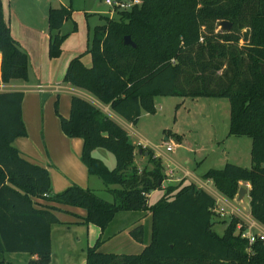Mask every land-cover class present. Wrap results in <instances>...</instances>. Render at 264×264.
Wrapping results in <instances>:
<instances>
[{
    "label": "trees",
    "instance_id": "1",
    "mask_svg": "<svg viewBox=\"0 0 264 264\" xmlns=\"http://www.w3.org/2000/svg\"><path fill=\"white\" fill-rule=\"evenodd\" d=\"M70 15L69 2L46 12L49 58L60 54L62 41L75 30L71 21L69 32L60 33ZM101 18L86 36L90 65L82 64L80 54L72 57L62 81L108 104L131 124L141 113H154L156 96L226 98L227 136L249 138L250 164L225 162L201 177L229 199L239 181L247 182L249 215L264 226V0H141L116 19ZM221 20L229 23L228 30L217 28ZM124 35L134 46L123 43ZM28 70V55L11 37L0 3V82L26 81ZM22 96L21 91L0 92V253L35 255L28 264L49 262L50 226L60 222L55 206L35 201L42 199L84 209L81 223L100 231L116 212H149V240L138 253L101 252L98 236L85 247V264H264V238L254 235L248 241L241 234L246 226L234 216L218 235L212 229L211 195L193 183L161 187L162 165L149 149L150 166L138 170L125 130L76 95L69 97L66 117L56 111V101L53 112L66 137L81 139L80 161L112 200L75 184L52 192L47 170L21 157L12 143L26 135ZM95 148L112 154V168L92 155ZM112 184L117 186L107 187ZM156 189H162L161 195L147 203ZM128 235L143 243V226L134 225Z\"/></svg>",
    "mask_w": 264,
    "mask_h": 264
},
{
    "label": "crops",
    "instance_id": "2",
    "mask_svg": "<svg viewBox=\"0 0 264 264\" xmlns=\"http://www.w3.org/2000/svg\"><path fill=\"white\" fill-rule=\"evenodd\" d=\"M69 1L71 2V0ZM38 2L39 0H0L2 18L9 28L11 37L28 55L29 63L28 78L26 81L13 79L7 82H0V92L21 91L23 94L21 101V120L24 125L26 135L16 137L12 143L18 150L21 157L32 163L38 164L47 170L52 192H58L70 184H75L82 188H88L92 191L101 187H103L105 190V186L101 180L95 175L88 174L84 165L79 159L82 145L81 139L78 137H66L61 132L58 119L54 112H50L46 109V102L50 101V99H52L54 96H56L54 99H57V93H54V91L60 87L61 84H65L63 89L67 93L62 94V99H64V101L66 96L69 98L71 95H76L85 99L110 119H112L115 123H117L122 129H124L128 138L130 136L129 131H131L135 136L141 138L140 131L138 130V120L140 119L141 115L145 113H141L137 122L135 124H131L112 111L108 104L100 102L87 91L62 81V76L66 65L72 57L80 54V61L82 64L84 66L90 65V56L88 53H85L86 36L88 32L87 27L89 23L85 18H89V16L94 12H92V10L89 12H86L84 9L82 10V20L85 23L84 32L80 31L81 22L76 26V29L73 32H69L71 23L70 26H67L65 30H60V33H69L60 45V54L55 58H49L47 55L48 31L46 24V12L49 8H56L60 5H66L68 2L63 3L58 1V3L55 4L53 0H40L39 3L42 4V7L39 6L37 9L36 5ZM30 4H35V9H37L38 12H30L28 9H26V5ZM34 13H36V19L32 18ZM105 13L97 14V19L100 20L101 15H105ZM72 16L73 13L71 11L70 18H72ZM101 23L102 22L89 23V27L90 25L93 27ZM68 109L69 99L66 105L63 102V104L60 106L59 114L66 117L68 115ZM174 136L176 137L175 140L177 141L175 144L178 146L183 145L182 138L179 135L174 134ZM228 137L229 136H227L226 139H228ZM166 138H168V135H165L163 139L166 140ZM129 140L134 145L133 165L137 169H140L144 167V165L143 163L140 164L138 162L146 161V152L145 150L141 151L139 147H147L143 146L138 141L134 142L130 138ZM97 149L98 148L92 150V155L99 158L104 164L107 165L108 163L104 161L102 155H96ZM195 149V151L199 152L198 157L202 156L203 150L200 145H196ZM151 152L155 157L159 158L162 165L164 179L162 180L161 187H164L166 184L175 185L179 182H182V184L193 183L195 186L203 189L215 199V206L213 209L214 212L217 211V202L220 201L221 204L229 205V211L241 219V221L246 226V234L250 232V226H255V229H257L258 232L261 234L264 233L261 225L249 215V208H246V213L241 211L238 205H235V203H239L235 196L232 199L224 197L214 188L210 179H204L201 177V175L206 170L196 173L194 170H190L184 164H178L170 158H168L169 161L175 165L173 169H168V167H163L162 157L158 155V153H154L153 151ZM238 184L242 185V187L246 189L247 193L249 187L248 183L239 181ZM116 186L117 185L112 184L108 185L107 187L113 188ZM157 190L162 191V189L150 191L147 195V199ZM246 199V202L248 203L247 194ZM35 201L39 205L55 206L57 210H53V213L60 222L50 226V257L47 264H56L57 254L60 252L59 247L62 246V243L64 244L63 239L65 237L63 238V236H61V238L55 239L57 233L60 231L58 228L59 225L66 226L67 229L65 230H69L68 227H74L72 232L73 235L71 236L72 242L79 244L82 240L85 247L91 245L98 236H101L103 242L98 247V250L108 253L114 252L110 251L109 249H103L104 245L111 241L112 238L120 234L122 235L123 240L126 242V245L134 248L132 242L133 240L129 237L128 231L135 224H143L144 231L146 232V229H148V232L150 233V214L147 211L116 212L106 225V227H108L114 223L115 229L110 233V235L105 236L103 233L106 227L100 231L97 226L91 223H81L82 217L85 215L84 209L80 207L49 203L42 199H36ZM131 215H135L137 218H134L133 216V219ZM147 215L149 217V225L148 222L144 221V218ZM85 247L84 255L75 261V264H85ZM136 248H139L140 250L141 244L136 245ZM2 255L3 254H0V264H13V262H10V259L8 260ZM26 255L27 257L25 259L27 264L28 260L36 258L35 255Z\"/></svg>",
    "mask_w": 264,
    "mask_h": 264
},
{
    "label": "rangeland",
    "instance_id": "3",
    "mask_svg": "<svg viewBox=\"0 0 264 264\" xmlns=\"http://www.w3.org/2000/svg\"><path fill=\"white\" fill-rule=\"evenodd\" d=\"M53 1L55 4H57L58 1L70 3L73 16L70 18V20H66L62 25L60 29L62 31L65 30L67 26H70L71 21H73L75 24V29L76 26L81 22L80 31L84 32L85 23L82 20L83 9L86 12H89L90 10L94 12L89 16V18L87 17L88 19L85 18L89 23L103 22L102 18L100 20L97 19V14H103L105 12L106 13L103 16H107L112 19H116L118 17L119 11L111 12L108 10V7L103 3L102 0H71V2L69 0ZM39 2L36 5L37 9L39 6L42 7V4ZM26 9H28L30 12H38V10L35 9V4L26 5ZM35 14L36 13L33 14L34 16L32 18H35ZM89 23L87 27L88 31H90L92 27L91 25L89 27ZM217 28L220 27L217 26ZM63 86H65V84H61V86L54 91V93H57V99H54V97H56L54 96L52 99H50V101L46 102V109L50 112H53V103L55 101L56 111L58 113L63 102L65 105L68 103V96H66L65 101L62 99V94L67 93L64 91ZM153 104L155 109L154 113H145L141 115L140 119L138 120V130L140 131L141 138L135 136L131 131L128 130L130 135L129 138L134 142L138 141L140 144L147 147L154 153H158V155L162 157L163 167L173 169L175 164L171 163L168 158L174 160L178 164H184L186 167H188L190 170H194L196 173L205 171L208 168H219L225 162L233 163L242 167H249V138L245 136L229 135L228 139H226L228 128V100L226 98L180 97L178 95H165L155 97L153 99ZM174 134L179 135L182 138L183 145L178 146L175 144L177 141L175 140L176 137ZM165 135H168L166 140L163 139ZM196 145H200L202 148V156L198 157L199 152L195 151ZM165 146H170L171 151H165ZM147 148H143V150H146ZM98 154L102 155L104 161L108 163V166L105 164L108 168L113 167L114 159L110 152L102 148H98L96 155ZM138 163H143L145 168L149 166L146 161H139ZM93 192L102 199L107 201L112 200L111 195L106 190H104L103 187L96 188ZM161 193V190H157L152 193V195L147 199L148 203L156 200ZM246 200V194H244L238 200L239 203H235V205H238L240 210L245 213L247 211L246 208H248V203ZM216 209L217 211H215L213 215L214 223L212 224V229L218 235L222 234L230 216H234L236 219L241 221L237 215L229 211V205L221 204L220 201H218ZM131 216L132 218L133 216L134 218H137L135 215ZM144 221L148 222L149 225L148 215L144 218ZM241 224L244 225L242 221ZM141 225L143 226V224ZM239 226L240 225L237 224L236 228H239ZM58 228L60 231L57 233L55 239H59L61 236L65 238L63 239L64 244L62 243V246L59 247L60 252H58L60 253V256L58 253L56 259L57 262L56 260L55 262L56 264H75V261L84 255L85 246L83 241L81 240L79 244L72 242L71 236L73 235L72 232L74 227H68L69 230H65L67 229L66 226L59 225ZM261 228L264 230V226L261 225ZM114 229L115 224L112 223L105 228L103 235H110ZM250 229V232L247 234L245 231L241 232V234L247 236L248 238L254 235H259L260 237L264 238V233L261 234L258 232L257 229H255V226H250ZM148 240V229H146L145 232L143 227V243L132 241L134 248L127 246L126 242L122 238V235L120 234L112 238L111 241L107 242L103 249H109L114 253H138L148 242ZM138 244H141L140 250L139 248H136V245ZM0 254H3L2 256H4L6 259H10V262H13V264H27L25 259L27 257L26 253L3 252Z\"/></svg>",
    "mask_w": 264,
    "mask_h": 264
},
{
    "label": "built area",
    "instance_id": "4",
    "mask_svg": "<svg viewBox=\"0 0 264 264\" xmlns=\"http://www.w3.org/2000/svg\"><path fill=\"white\" fill-rule=\"evenodd\" d=\"M102 1L108 7V10H110L111 12L128 10L133 6H138L141 3V0H102ZM165 150H171V147L165 146ZM242 236L244 235L242 234ZM252 239L253 237L251 236L248 238V241H252Z\"/></svg>",
    "mask_w": 264,
    "mask_h": 264
},
{
    "label": "water",
    "instance_id": "5",
    "mask_svg": "<svg viewBox=\"0 0 264 264\" xmlns=\"http://www.w3.org/2000/svg\"><path fill=\"white\" fill-rule=\"evenodd\" d=\"M219 27L223 30H228L229 28V23L226 21H221L219 22ZM123 43L129 44L130 46H134L133 42L129 39L127 35L123 36ZM261 72L264 73L262 70V66H260ZM244 194H246V189L242 186H239L236 192V199L239 200Z\"/></svg>",
    "mask_w": 264,
    "mask_h": 264
}]
</instances>
